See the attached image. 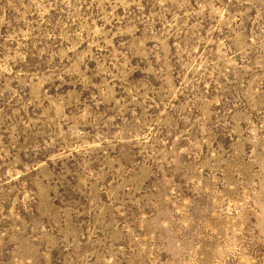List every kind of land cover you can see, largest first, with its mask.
Segmentation results:
<instances>
[{"label": "rangeland", "instance_id": "374dc122", "mask_svg": "<svg viewBox=\"0 0 264 264\" xmlns=\"http://www.w3.org/2000/svg\"><path fill=\"white\" fill-rule=\"evenodd\" d=\"M0 264H264V0H0Z\"/></svg>", "mask_w": 264, "mask_h": 264}]
</instances>
